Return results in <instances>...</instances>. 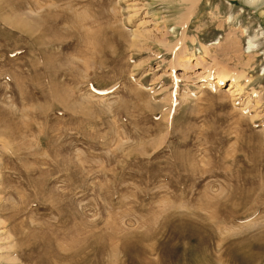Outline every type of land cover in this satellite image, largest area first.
<instances>
[{
    "label": "rangeland",
    "instance_id": "1",
    "mask_svg": "<svg viewBox=\"0 0 264 264\" xmlns=\"http://www.w3.org/2000/svg\"><path fill=\"white\" fill-rule=\"evenodd\" d=\"M194 1L0 0V264H264V0Z\"/></svg>",
    "mask_w": 264,
    "mask_h": 264
},
{
    "label": "bare ground",
    "instance_id": "2",
    "mask_svg": "<svg viewBox=\"0 0 264 264\" xmlns=\"http://www.w3.org/2000/svg\"><path fill=\"white\" fill-rule=\"evenodd\" d=\"M193 1L194 0H177V2L178 3H180V4H182L184 7H185V9H188L189 10V8L191 7V4H193ZM250 1H253V0H250ZM176 2V3H177ZM195 2V1H194ZM254 2V1H253ZM187 11V10H186ZM178 19H180V21H181V17H180V15L178 14ZM248 45H249V47L250 46H252L253 45V43H252V41L251 40H249V43H248ZM189 59V58H188ZM238 77V76H237ZM225 76H223V75H221V76H218L217 77V80L215 81V82H213L211 79L208 81V85H212L213 86V84L216 86V85H218L217 83H219V84H223V83H225ZM237 84H239L238 83V80L236 79V77H233L232 79H231V81H228L227 83H226V85H228V88H227V90H231L232 88H234V89H237L236 87H237ZM219 86V85H218ZM239 86H241L240 84H239ZM253 227V226H252ZM262 246H263V244H262ZM263 248V247H262ZM254 253V252H253ZM251 254V256H250V259H251V261H254L255 259H254V257L256 256V254ZM264 257V256H263ZM262 259V258H261ZM246 261H249V260H246ZM250 261V262H251ZM260 261V260H259ZM259 261H257V262H259ZM247 263H249V262H247Z\"/></svg>",
    "mask_w": 264,
    "mask_h": 264
}]
</instances>
